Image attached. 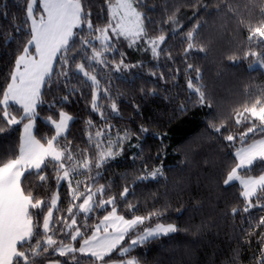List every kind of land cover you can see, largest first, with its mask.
I'll list each match as a JSON object with an SVG mask.
<instances>
[{"label":"snow or ice","instance_id":"obj_1","mask_svg":"<svg viewBox=\"0 0 264 264\" xmlns=\"http://www.w3.org/2000/svg\"><path fill=\"white\" fill-rule=\"evenodd\" d=\"M0 17V264H264V80L205 77L264 75V0H2ZM197 116L200 143L170 154L161 129Z\"/></svg>","mask_w":264,"mask_h":264},{"label":"trees","instance_id":"obj_2","mask_svg":"<svg viewBox=\"0 0 264 264\" xmlns=\"http://www.w3.org/2000/svg\"><path fill=\"white\" fill-rule=\"evenodd\" d=\"M0 2H2V0H0ZM190 14L191 13L189 12L188 15ZM6 24L7 21H5L3 17H0V25H6ZM180 47L181 46L177 43L176 50L179 51ZM131 58L133 60H136V59H140L141 57L139 54L132 53ZM232 71L236 73L237 77L239 78L238 81L228 77L227 75L217 77L215 75V69L213 68L212 65L209 64L205 68V77L209 80L215 81L219 85L221 90L224 91L226 94L229 90L239 93L242 85L248 83L250 78H254L252 80L253 87H257L259 85V82L261 80H264V75H262L259 71L249 72L248 70L245 69V66L243 64L238 66H233ZM149 86H151V81H149ZM119 90L125 91L126 86L121 85ZM72 111H79V109L74 108L72 109ZM125 114L127 115V113ZM79 126L80 123L78 122V124L74 127H79ZM161 130L168 131L169 139L166 141V143H170L172 145V148L169 149V153L171 154L174 149L181 148V146L191 145V147L195 149L197 145L200 143V137L201 134L203 133V125L199 124V117L197 116V117H190L189 119L186 120L178 119L174 121L171 125H169L167 129H161ZM180 159H183L182 155H170L167 160V164L170 168H175L176 162ZM137 194L140 195L139 192ZM170 219H175V216L173 215L172 217H170ZM190 239L193 238L192 237L186 238L183 233H180L179 235L175 236V239L171 242L176 245V252L174 256L175 261H179L182 258L183 256L182 245L186 243L187 240ZM154 255L155 253H152L148 256L150 262Z\"/></svg>","mask_w":264,"mask_h":264}]
</instances>
